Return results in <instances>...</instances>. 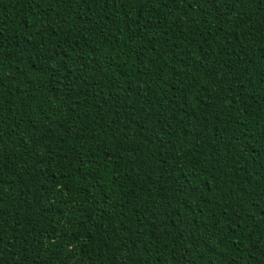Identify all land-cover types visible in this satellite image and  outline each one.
Instances as JSON below:
<instances>
[{
  "label": "trees",
  "instance_id": "16d2710c",
  "mask_svg": "<svg viewBox=\"0 0 264 264\" xmlns=\"http://www.w3.org/2000/svg\"><path fill=\"white\" fill-rule=\"evenodd\" d=\"M0 264H264V0H0Z\"/></svg>",
  "mask_w": 264,
  "mask_h": 264
}]
</instances>
